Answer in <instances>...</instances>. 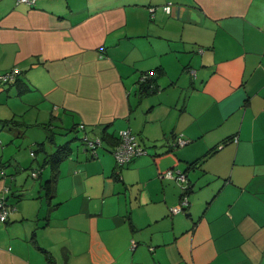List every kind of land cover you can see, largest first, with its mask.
<instances>
[{
    "label": "crops",
    "instance_id": "1",
    "mask_svg": "<svg viewBox=\"0 0 264 264\" xmlns=\"http://www.w3.org/2000/svg\"><path fill=\"white\" fill-rule=\"evenodd\" d=\"M11 68L0 264H264V0H0ZM26 126L44 143L75 126L103 150L64 158L48 200L13 201ZM122 129L147 153L117 166Z\"/></svg>",
    "mask_w": 264,
    "mask_h": 264
},
{
    "label": "rangeland",
    "instance_id": "2",
    "mask_svg": "<svg viewBox=\"0 0 264 264\" xmlns=\"http://www.w3.org/2000/svg\"><path fill=\"white\" fill-rule=\"evenodd\" d=\"M39 127H22L25 130H21L19 137L17 136L14 139L16 155L12 158V163L6 167V169L9 170L8 172L12 173V176L8 175L7 177L9 185H11V181L13 180L11 189L14 192V196L10 197L13 201L22 197L27 198L31 196L35 197L37 200L38 191L41 192V199H44L43 196H46L45 198L48 200V194H46L47 188L44 183L45 180L50 177L49 169L44 168L45 172L40 174L37 178L32 176V172L38 171L37 167L43 166V160L48 156L45 155L46 153H44L43 150H40L41 145H38V142H42L45 137L44 135L46 134V130ZM83 135H85L83 129L64 131V133H58L54 135V137L52 135L48 136V143L45 142L44 144L49 153L56 150V148H54L55 143L65 144V142L69 141L68 143L71 148L69 151V157L76 158L81 154V152H87L82 150L84 145L82 143ZM97 149L101 152L103 150V146L98 144ZM87 155L89 157H96L97 154L95 156L89 154ZM32 193H34V195H32Z\"/></svg>",
    "mask_w": 264,
    "mask_h": 264
},
{
    "label": "built area",
    "instance_id": "3",
    "mask_svg": "<svg viewBox=\"0 0 264 264\" xmlns=\"http://www.w3.org/2000/svg\"><path fill=\"white\" fill-rule=\"evenodd\" d=\"M35 0H16V2H24L28 4L34 3ZM170 3L162 4V9L165 12L170 11ZM154 11V6H150V12ZM18 73L17 68H11L7 71H0V81L8 82L15 78ZM80 128H83V125H80ZM82 143L85 150H90L91 152H95L98 144H101L99 138L91 139L87 136V134L83 135ZM184 141L181 138H178L175 141L174 145H183ZM112 155L115 159L117 166H122L128 162H130L134 157L143 155L147 153V149L138 141L137 136L131 132L130 129H122L119 131L117 136V144L111 150ZM36 172H32V176H36ZM170 175V173H168ZM178 178L183 180L184 175L182 173L178 174ZM188 203L187 197L185 195L182 196L180 204L171 208V212L181 211L184 206ZM8 206L6 201L3 198H0V221L3 222L6 220L8 215Z\"/></svg>",
    "mask_w": 264,
    "mask_h": 264
},
{
    "label": "trees",
    "instance_id": "4",
    "mask_svg": "<svg viewBox=\"0 0 264 264\" xmlns=\"http://www.w3.org/2000/svg\"><path fill=\"white\" fill-rule=\"evenodd\" d=\"M145 81L143 83H141V86H144L142 91L146 92V90L152 89V88H151V79L150 78H148V79L146 78ZM75 128L76 127L73 126L72 128H70V130H76ZM99 141L101 143L102 138H99ZM68 142L69 141L65 142V144H57V143H55L54 144V148H56V150H53V151L49 152L47 154L48 156L45 158V160L50 164V168H51V175H50V177L48 179L45 180V183H44V185L47 188L46 194H48V196H50L52 194V192H53L54 183L57 180V174H58L57 168L59 166V163L64 158L69 156V151H70L71 148H70ZM43 143H44L43 141L42 142H38V145H42ZM116 144H117V142H115L114 146ZM44 185H42V186H44Z\"/></svg>",
    "mask_w": 264,
    "mask_h": 264
}]
</instances>
